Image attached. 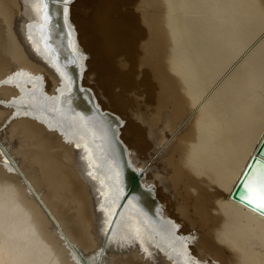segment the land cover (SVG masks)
Returning a JSON list of instances; mask_svg holds the SVG:
<instances>
[{"label":"bare ground","instance_id":"1","mask_svg":"<svg viewBox=\"0 0 264 264\" xmlns=\"http://www.w3.org/2000/svg\"><path fill=\"white\" fill-rule=\"evenodd\" d=\"M70 1L81 85L137 107L111 112L160 219L128 199L111 228L107 126L63 103L44 1L0 0V264H264V215L231 197L264 136V0Z\"/></svg>","mask_w":264,"mask_h":264},{"label":"water","instance_id":"2","mask_svg":"<svg viewBox=\"0 0 264 264\" xmlns=\"http://www.w3.org/2000/svg\"><path fill=\"white\" fill-rule=\"evenodd\" d=\"M44 24L40 25L43 35L44 46L54 54L59 67L66 74L71 85V91L63 95V103L66 104L73 114L81 113L85 117H98L107 126V135L113 145V156L120 172V183L123 195L113 219L111 228L124 208L128 199H134L153 219H160V203L155 196L154 190L142 179L145 176L143 170H137L131 164L126 145L120 139L119 129L123 127L121 118L109 110L103 111L97 104L93 91L81 85V64L73 49V36L67 20L68 4L70 0H43ZM256 181L264 184V136L250 160L246 170L237 183L231 197L234 201L264 215L262 210L248 203L247 197L249 183Z\"/></svg>","mask_w":264,"mask_h":264},{"label":"rangeland","instance_id":"3","mask_svg":"<svg viewBox=\"0 0 264 264\" xmlns=\"http://www.w3.org/2000/svg\"><path fill=\"white\" fill-rule=\"evenodd\" d=\"M83 84L85 86L90 87L95 92L99 104L101 103L102 100H105V98H106L105 91L103 89L100 90V88L95 86L93 78H91V80H88V79L83 80ZM127 97H128V101L129 102L140 101V100L144 99V95L142 93H136V92H133V91H130L127 94ZM103 108L118 114L120 117H122V119L125 121V123L129 122L132 119V115L135 114L136 111H137V107L136 106L135 107L131 106L129 111L126 114H121L120 112H118L116 110H113V109H111L109 107L108 108L103 107ZM123 128H122V131H123ZM121 137H122L123 140H125L124 142L129 147L130 143L124 138L125 137L124 134L121 135Z\"/></svg>","mask_w":264,"mask_h":264},{"label":"snow or ice","instance_id":"4","mask_svg":"<svg viewBox=\"0 0 264 264\" xmlns=\"http://www.w3.org/2000/svg\"><path fill=\"white\" fill-rule=\"evenodd\" d=\"M248 191L250 193L247 197L248 203L264 212V184H261L256 190L249 186Z\"/></svg>","mask_w":264,"mask_h":264}]
</instances>
